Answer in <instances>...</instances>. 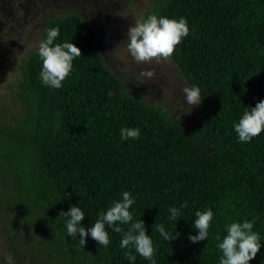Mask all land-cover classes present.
Wrapping results in <instances>:
<instances>
[{"label": "trees", "instance_id": "obj_1", "mask_svg": "<svg viewBox=\"0 0 264 264\" xmlns=\"http://www.w3.org/2000/svg\"><path fill=\"white\" fill-rule=\"evenodd\" d=\"M155 14L187 19L189 33L171 60L201 90L199 130L129 95L108 68L94 25L74 12L43 28L45 37V28L59 25L56 42L81 49L62 87L40 82L42 62L31 51L16 88L20 116L8 121L0 113V185L40 233L50 264H150L138 253L130 262L111 229L107 247L91 237L82 247L58 219L79 204L89 225L122 190L135 197L130 211L152 235L156 264H218L216 237L233 220L255 218L264 242V131L240 142L233 129L245 107L264 99V0H160ZM122 126L138 127L140 136L122 141ZM173 205L182 211L169 221ZM206 207L214 213L208 238L193 243L195 211ZM156 222L180 235L165 241ZM250 264H264V247Z\"/></svg>", "mask_w": 264, "mask_h": 264}, {"label": "rangeland", "instance_id": "obj_2", "mask_svg": "<svg viewBox=\"0 0 264 264\" xmlns=\"http://www.w3.org/2000/svg\"><path fill=\"white\" fill-rule=\"evenodd\" d=\"M160 0H0V113L12 121L22 110L16 95L20 66L38 50L43 28L54 16L74 12L95 27L108 68L125 84L129 95L158 107L190 130L200 129L202 103L188 109L183 101L189 84L167 58L137 63L127 49L129 26L157 11ZM151 69V77L141 72ZM0 185V262L11 255L13 264H50L41 249V236L22 213L12 209Z\"/></svg>", "mask_w": 264, "mask_h": 264}, {"label": "clouds", "instance_id": "obj_3", "mask_svg": "<svg viewBox=\"0 0 264 264\" xmlns=\"http://www.w3.org/2000/svg\"><path fill=\"white\" fill-rule=\"evenodd\" d=\"M45 37L39 41L38 56L42 62L39 71L40 82L51 88L62 87L63 81L70 74L73 60L81 56V49L73 41L65 40L56 42L60 34L59 25L45 28ZM189 33L187 19L183 16L171 18L155 13L148 14L141 22L129 26L127 31V49L131 57L137 62H148L153 58H167L173 54L175 48ZM151 69L141 72V76L151 77ZM184 99L191 112L192 107L198 106L202 99L199 86L192 85L183 89ZM111 95V93H109ZM233 129L240 142H249L264 131V99L259 100L254 107H245L238 121H233ZM122 141L136 139L140 136L138 127L122 126L119 129ZM135 197L127 190H122L120 198L113 200L111 205L97 214V219L85 225V212L79 204L70 205L61 210L59 218L67 236L76 238L84 247L87 238L91 237L100 246L110 244L108 229L119 233V247L125 251V257L130 261L136 260L138 253L150 264H156L155 247L152 235L147 234V228L142 218L134 219L132 211ZM182 207H186L183 205ZM182 208L175 205L168 208L169 221H176L181 215ZM192 227L195 234L189 233L188 239L197 243L205 241L209 235L210 224L214 213L211 207L197 209ZM255 218L242 221L233 220L225 225V234L221 238L217 235V248L220 250L218 264H250L258 252L264 247L259 232L254 230ZM127 224V230H122L121 225ZM107 226V227H106ZM153 231L159 232L165 241H170L180 235L179 232L166 230L164 223L156 222ZM134 250V251H133ZM6 264H13L11 255L5 257ZM4 264V262H0Z\"/></svg>", "mask_w": 264, "mask_h": 264}]
</instances>
